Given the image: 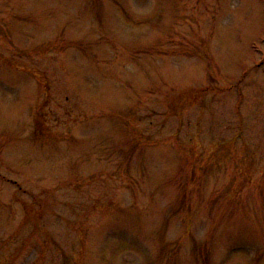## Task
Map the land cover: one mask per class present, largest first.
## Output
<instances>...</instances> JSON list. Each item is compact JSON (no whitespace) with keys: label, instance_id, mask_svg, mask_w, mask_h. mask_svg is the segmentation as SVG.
Returning a JSON list of instances; mask_svg holds the SVG:
<instances>
[{"label":"rangeland","instance_id":"1","mask_svg":"<svg viewBox=\"0 0 264 264\" xmlns=\"http://www.w3.org/2000/svg\"><path fill=\"white\" fill-rule=\"evenodd\" d=\"M0 264H264V0H0Z\"/></svg>","mask_w":264,"mask_h":264}]
</instances>
